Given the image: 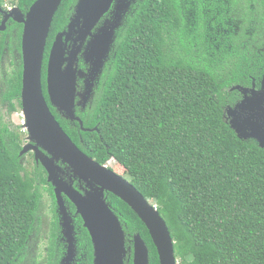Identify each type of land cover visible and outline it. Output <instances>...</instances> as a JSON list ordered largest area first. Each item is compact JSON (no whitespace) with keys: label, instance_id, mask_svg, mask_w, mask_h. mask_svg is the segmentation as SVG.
Instances as JSON below:
<instances>
[{"label":"trees","instance_id":"trees-1","mask_svg":"<svg viewBox=\"0 0 264 264\" xmlns=\"http://www.w3.org/2000/svg\"><path fill=\"white\" fill-rule=\"evenodd\" d=\"M36 1L0 0V5L27 14ZM77 2L63 1L50 30L43 68L49 105V53ZM250 17L253 38L244 30L218 50L186 37L179 0H144L117 31L100 91L90 97L86 110L78 111L84 128L97 130L83 132L51 107L84 154L100 165L114 160L119 168L113 171L157 207L179 264H264V149L239 139L225 118L226 89L236 70L264 64L258 56L264 41L256 43L264 36V12ZM3 19L0 12V25ZM22 34L23 25L12 20L0 33V87L4 58L7 53L17 58L0 94L10 114L22 107ZM23 143L22 135L0 118V264L25 261L39 228L43 191L55 200L44 168L34 165L29 172L23 165ZM110 199L132 223L130 233L140 228L146 233L128 205ZM80 239L92 260L89 236ZM151 264H160L155 249Z\"/></svg>","mask_w":264,"mask_h":264},{"label":"water","instance_id":"water-1","mask_svg":"<svg viewBox=\"0 0 264 264\" xmlns=\"http://www.w3.org/2000/svg\"><path fill=\"white\" fill-rule=\"evenodd\" d=\"M64 0H37L23 14L18 8L3 10L0 33L7 30L10 20L23 25L22 34V107L25 127L32 141L47 152L51 158L43 157L37 146L25 147L20 156L33 151L48 173V182L55 188V196L60 211L68 227V213L64 205L66 196L76 207L77 215L82 217L84 227L89 231L94 245L95 264H122L126 254L125 236L120 223L104 200V192L117 196L126 203L146 224L156 249L160 264H179L175 255V243L164 219L157 207L149 202L132 184L111 170L100 166L84 154L70 139L51 111L58 113L71 122H77L83 132L96 131L85 129L83 121L77 117L76 99L79 78L102 73L105 61L116 41L117 31L122 27L123 18L131 7L133 0H78L67 29L59 33L52 45L47 67V93L50 105L45 97L42 74L50 30L60 6ZM113 20H108L104 27L95 29L111 8ZM83 58L92 67L91 75H85L78 69L79 60ZM86 87L90 92L84 94V103L93 93V78ZM244 103L233 112H229L230 127L239 139L248 141L259 139L260 148L264 149V135L252 131L253 121L248 118L240 120V110L247 109ZM256 126H258L256 124ZM68 165L75 177L100 189L83 196L66 185L57 177L61 168L56 162ZM68 237L72 244L70 230ZM135 264H149L148 250L140 238L136 239Z\"/></svg>","mask_w":264,"mask_h":264},{"label":"flooded vegetation","instance_id":"flooded-vegetation-1","mask_svg":"<svg viewBox=\"0 0 264 264\" xmlns=\"http://www.w3.org/2000/svg\"><path fill=\"white\" fill-rule=\"evenodd\" d=\"M143 1L144 0L132 1L131 7L127 10V13L123 18V24L129 21V19L132 17V12L136 11V8ZM179 3L181 4V7L183 9V15L186 20L185 21V25H186L185 28L187 34L186 37L194 42L199 41V43H201L202 46L206 44L217 45L218 50H219L218 46L220 44L234 42L239 37V35L243 33L244 30H246L245 35L250 39H252L255 32L250 37L249 30L252 29L254 30V22L253 19H250L251 18L250 14L256 11L264 12V1L262 2V0L261 1L260 0H179ZM114 8L115 6L113 5L110 12L106 16H104V18L97 25L94 32H96L99 28L104 27L105 26L104 24L108 20H111L112 18L111 12L114 10ZM194 26H197L194 28V30L197 29L198 31L196 30L197 32L193 37L191 33H192V27ZM261 40L264 41V36H262V38H258V41L255 42L258 43ZM200 52L204 53L206 52V49ZM258 52L259 54H261L258 56H263L264 58V46ZM114 53H115V43L111 47V50L107 56V59L105 61V66L102 69V73H94L93 76H88L86 78L78 79L77 93L79 95L77 96L76 99L77 114L78 111L82 112L86 110L89 105L88 103L91 95L87 97L86 103H84L83 101L84 94L87 91L90 92L89 89L86 87L87 85H90V82L88 80L89 79L91 80L93 78L94 87H92L93 88L92 98L94 99L97 93L100 91L101 86L103 85V78H105L104 76H106L108 69L110 68L111 57ZM222 56L223 58H226L227 55L221 54V57ZM252 58L255 59V56H253ZM20 59L23 65L22 55ZM251 66H252L251 69H248L247 65L242 66L241 69H237L236 78L229 83L230 85L229 88L226 89V95H225L226 97L225 118L227 122L230 124L231 119L228 116L229 112L235 111L237 107L245 103L248 106V108L239 111L242 112L239 115L242 116L240 120L243 122V119L248 118L249 122L253 121V124L255 126L250 128V133L254 130V131H258L261 135H264V64L262 65L259 64L257 68H254L253 63ZM47 67H48V63H47ZM78 69L82 71L86 76L91 75V71L93 70L91 65L86 63L83 58H80L79 60ZM42 84H43V74H42ZM85 98H86V94H85ZM21 103H22V99H21ZM19 112H21L23 115V107H21V110ZM25 124L26 122L24 118V125L22 127V130L26 135L23 133L24 140L23 139L22 140L24 143L22 146V150L27 146H37L43 157L51 158V156L47 152H45L41 147H39L36 144V142L30 139L29 137L30 135L25 127ZM256 124L258 126H256ZM73 125L74 127L77 126L75 124ZM250 140L260 147L259 139L257 140L256 138H251ZM26 155H32L34 165L37 166L41 165L43 167V165L40 162H37L35 152L31 151ZM112 162H113L112 160L108 161L105 165H100L98 162L97 163L100 166L113 171L114 165ZM56 166L61 168V171L60 172L58 171L59 175H57L58 176L57 178L59 180H63V182L66 183V185L72 187L73 189L81 193L83 196H86L88 193L93 192L94 189L95 190L100 189L95 185L91 186L88 183H86L84 180L75 177L74 173L72 172V170L69 169L68 165L63 164L61 161L56 162ZM44 170L46 171L45 168ZM46 174L48 181L47 171ZM122 178L128 181L125 177ZM128 182L130 183V181ZM49 184L53 187L54 196H55V188L52 183ZM111 195L115 196L114 194L105 191L104 200L106 201V203L109 205V208L117 217L120 226L124 232L126 254L123 258L122 264H135V251H136L137 238H140L143 244L145 245V247L147 248L149 264H151V255L153 250L155 249L157 254L158 251L156 249V246L154 244L149 229L147 228L146 224L139 218V216L132 210L137 215L141 223L144 225L146 229V233L141 228L140 231L130 233V230H134L132 223L127 218H125L123 214L119 213L114 208L113 203L110 199ZM64 205L68 213L67 215L68 227H66L65 225L66 222L61 214L60 207L58 205V201L55 196L54 203L50 205V209H49L50 213H48L44 219L40 218L38 231L35 232L33 237L31 238V247L26 256L25 261L19 264H95L94 245L92 243V239L89 231L84 227V222L82 220V217L80 215H77L76 207L66 196H64ZM67 229L70 230L72 244L70 242V238L68 237ZM82 234L84 235L87 234L90 238V243L92 245V256H91L92 260L90 258L89 247L84 246L83 241L80 239V236Z\"/></svg>","mask_w":264,"mask_h":264},{"label":"rangeland","instance_id":"rangeland-1","mask_svg":"<svg viewBox=\"0 0 264 264\" xmlns=\"http://www.w3.org/2000/svg\"><path fill=\"white\" fill-rule=\"evenodd\" d=\"M11 9H13V8H10V7L8 8V10H11ZM113 18H114V14L112 13L111 20H113ZM195 27H197V26L192 27L191 35L193 37H194L195 33L198 31L197 29H196L197 31L194 30ZM13 34H16V32H14ZM249 34L251 37V35L254 34V30L253 29L249 30ZM200 54H201V52H200ZM193 56L198 58L196 52L193 53ZM16 59L17 58H14V56L9 55L8 53H7L6 57L4 58V62H3L2 68H1V87H0L1 96L4 93V78L11 71L13 61ZM0 118L2 119V122L4 124L9 125L13 131L21 133L22 139L24 140V135H23L24 131L22 130V127L24 125V118H23L22 113L21 112H17V113L15 112V113L10 114L8 112L6 105L2 101L1 97H0ZM112 161H113L112 163H113L114 167L116 169L119 168L118 164L114 160H112ZM22 163L29 172L33 171L34 162L32 159V155H25L23 157ZM43 194H44V201H43V204L41 205V209H40V218L41 219H44L46 217V215L48 213H50L49 209H50V205L52 204V200H51L50 195L45 191H43ZM44 226H45V224H44Z\"/></svg>","mask_w":264,"mask_h":264}]
</instances>
